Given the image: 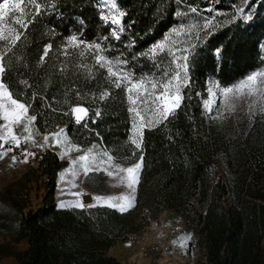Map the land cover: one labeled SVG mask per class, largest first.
<instances>
[{
  "label": "trees",
  "instance_id": "obj_1",
  "mask_svg": "<svg viewBox=\"0 0 264 264\" xmlns=\"http://www.w3.org/2000/svg\"><path fill=\"white\" fill-rule=\"evenodd\" d=\"M37 2L43 11L35 15L30 9L27 30L12 24L11 15L6 21L5 34L15 27L21 37L4 54L3 82L14 98L31 105L28 113L36 117L39 132L64 126L77 145L99 144L124 164L138 162L141 154L144 160L136 203L121 212L100 203L60 207L54 195L58 173L67 162L44 152L37 167L0 190V260L12 256L17 264H124L109 250L169 210L196 223L201 264H264V113L227 117L209 112L205 102L211 82L232 87L264 69V2L116 0L119 11L126 13L119 41L112 38V25L101 18L98 0ZM192 8L198 11L190 13ZM241 8L251 16L247 23L236 16ZM186 12L188 16L181 15ZM205 19L212 22L210 29L203 28ZM194 21L200 25L199 39L194 33L191 38L177 36L179 47L189 49L183 53L188 80L181 104L163 123L143 130L137 149L130 142L125 88L114 87L90 54L81 58L79 49L68 45L66 56V42L73 35L84 43L108 37L103 45L111 50L105 55L128 60L135 77L161 79L167 78L165 70L169 75L174 70L171 53L143 54L172 29ZM6 46L0 40V51ZM84 65L91 66L93 76ZM77 105L88 109L80 123L71 112ZM38 172L45 176L44 203L25 211ZM84 180L93 191L108 190L103 171L90 172ZM24 239L27 249L19 247Z\"/></svg>",
  "mask_w": 264,
  "mask_h": 264
},
{
  "label": "snow or ice",
  "instance_id": "obj_2",
  "mask_svg": "<svg viewBox=\"0 0 264 264\" xmlns=\"http://www.w3.org/2000/svg\"><path fill=\"white\" fill-rule=\"evenodd\" d=\"M99 3L109 5L111 12L102 13L101 18L106 23L111 24V35L112 38L119 41L121 35L125 29L123 27V17L126 15L125 12L119 11L116 0H98ZM264 2V0H262ZM251 0H248V4ZM247 6V5H246ZM35 9V15H39L43 9L40 7V3L37 0H3L0 3V40L6 41L7 46L0 51V77L5 73L4 65V54L12 50V47L17 43L21 37L15 27L8 28V34H5V24L7 19L12 16V24L19 25L23 29L27 30L28 25L32 22L26 18L32 15L30 9ZM196 8L190 9V13H196ZM181 15L188 16L189 13H181ZM237 17H240L247 23L250 19V15L245 14V9L241 8L237 13ZM212 22L205 19L203 25L204 29H210ZM200 25L198 21H194L192 24H181L179 28L171 30L169 35H166L162 41L152 46L148 53L143 55L155 56L157 54L171 53L172 63L174 64V70L169 75L168 71H164V76L167 79L158 80L154 76L143 74L139 77H135L134 72L128 67V60H121L120 57L109 58L104 53L110 51V46L105 47L103 41H106L108 37L102 38V42L84 43L78 40L77 36L73 35L66 42V46L63 51L64 54L68 55V45L73 48H78V55L81 58L91 55L94 64L99 65L100 68L106 69L107 79L116 88L124 87L127 93V101L129 103L128 111L131 114L132 128L130 142L135 145L137 149L142 146V133L145 127H152L163 123L167 118L173 115L176 109L179 107L182 95L181 89L184 87V79L187 75V59L186 55L189 51L188 48H181L177 46L175 41L171 40L172 35H183L188 38L195 34V37L199 39ZM52 45L49 44L44 49V56H47ZM175 49V51H173ZM219 53V50H217ZM179 54V55H178ZM44 57H41L43 62ZM135 59V57H134ZM86 72L89 76H93L91 66L84 65ZM115 69V70H114ZM113 77L115 79H113ZM26 83V82H24ZM219 87V85H216ZM247 88L248 93L264 94V70L254 71L249 74L244 80L240 81L239 84L233 87H224L220 92V99H225L230 93L242 94L243 90ZM211 95H216L211 92ZM79 95V93H77ZM108 93H102L101 99H105ZM31 107L30 104L22 102L20 99L14 98L13 93L10 91L9 86L0 79V119L4 121L0 128L6 129L5 135H0V141L7 143L11 141L10 147L7 151H12L14 148H18L20 144L31 141L35 144L33 124L36 120L35 116H28V110ZM209 111L211 109L209 108ZM264 111V108H261ZM71 112L75 117L76 123H80L85 120L88 116V109L77 105L71 108ZM96 116L100 115L99 110H96ZM23 125V131L28 133L27 136L23 137V140L13 134V126ZM86 126V125H85ZM66 130L60 129L58 132H54L50 135L44 136V144L37 145L38 147H45L49 140H53L54 143L59 144L62 148L65 147L66 143H69L66 138ZM93 148H89L84 151V154L78 156L76 159L70 160V165L75 168L78 166L82 169L85 176L90 172L104 171L107 175H112L111 172L107 171L108 167H115L118 172H123L126 176L121 177L122 180H126V186L130 190L128 194L120 196H108L106 198L96 197L95 199H106L110 203L107 206L117 208L121 212L128 210L134 206L135 201V187L139 182V172L143 166V154L140 155L138 162L132 164L129 167H121L118 164H114V157L110 153L105 151H94ZM0 148H3V143H0ZM73 148L79 150L75 145L67 148L66 151H71ZM5 152H0V156L5 155ZM63 154V153H62ZM29 155H35L29 153L27 150L24 151V162H27ZM15 163L16 157H12ZM75 175V172H73ZM83 195V194H78ZM67 202L62 201L60 207H65ZM75 207H84L83 203L77 202Z\"/></svg>",
  "mask_w": 264,
  "mask_h": 264
},
{
  "label": "rangeland",
  "instance_id": "obj_3",
  "mask_svg": "<svg viewBox=\"0 0 264 264\" xmlns=\"http://www.w3.org/2000/svg\"><path fill=\"white\" fill-rule=\"evenodd\" d=\"M2 2L3 1H0V3ZM99 5L103 13L112 11L109 5H104L101 3H99ZM171 40L175 41L177 46H180V44H182L181 41H178L177 35H172ZM173 51H175V49H173ZM0 79L2 78L0 77ZM155 79L164 80L167 78ZM187 80L188 75H186L184 79V85L186 84ZM237 84H239V82L232 85V87ZM216 85H218L217 82H211V92L215 93L216 95L209 94V97L205 101L208 110L209 108L211 109V111L209 112H215L219 115L223 114L227 117H239L248 113H264V111H261V108H264V94L253 93L250 95L247 88H245L242 94L230 93L227 98L220 99L219 97L222 87H216ZM182 90L183 87L181 89V93ZM27 114L28 116H33L29 113ZM3 124L4 121L0 119V125ZM33 128L35 129L33 134L35 144L31 141L27 143L22 142L18 148H14L12 151H7V149L11 145L10 138L7 143L0 141V143H3V148H0V152L6 153L5 155L0 156V190L4 189L10 182L16 180L32 166L37 167L40 159L43 156V153L51 151L57 154L61 161L67 162L62 170L59 171L57 177V187L55 190L54 199L59 206L62 201L67 202L66 206H73L77 202L83 203L85 207L96 205V203L108 205L110 203L108 200H97L95 198L120 196L129 193L130 190L126 186V180L121 179V177L126 176V174L123 172H118L115 167L107 168V171L111 172L112 175H107L103 171L107 175V183H109V187L107 192L100 193L97 191H93L90 186L86 184L84 180L85 175L82 169H80L78 166L73 168L70 165V160L76 159L78 156L84 154V151H86L87 149L93 148L94 145L96 146L94 151H105V149L101 145H77L71 140V138L68 137L66 133L65 135L69 143H66L64 148H62L59 144L54 143L53 140H49L45 147L41 148L37 145L45 143L44 136L50 135L54 132H58L60 129H64V126L59 127L54 132L47 131L45 133L39 132L36 129L35 123L33 124ZM6 131V129L0 128V135H5ZM13 134L19 136L22 140L23 137L28 135V133H25L23 131V125L13 126ZM72 145L77 146L79 150L73 148L71 151H66V149L71 147ZM25 150H27L29 153L35 154L34 156L29 155L27 158V162H24ZM13 156L16 157L15 163L12 160ZM113 163L118 164L121 167H129L134 164H124L117 159H114ZM73 172H75V175H73ZM44 179L45 176H40L39 172L33 177V180L30 183L32 189L26 197L28 198V207L25 208V211L29 210L30 208L34 209L44 203L43 197L46 191L42 183ZM138 184L135 187L134 195H136ZM191 200L199 207L196 198H192ZM135 203L136 198L134 201V205ZM176 224L181 226V231L178 233L170 234V231L173 229L172 227H174V225ZM197 238L198 227L196 226L195 222H192L191 220H189V218L182 216L178 212L166 210L161 212V214H159L157 218H151L150 222L147 225L143 226L142 230L138 233L130 234L128 236V239L126 240H119L113 247V250H111V253L119 254L120 252H122L123 257L121 259L126 262L124 264H201L200 258L202 257V255L195 243ZM19 247L27 249L28 240H22L19 243ZM144 258H147L148 262L143 261L142 259ZM14 263L15 259L10 256L4 257V259L0 260V264Z\"/></svg>",
  "mask_w": 264,
  "mask_h": 264
},
{
  "label": "crops",
  "instance_id": "obj_4",
  "mask_svg": "<svg viewBox=\"0 0 264 264\" xmlns=\"http://www.w3.org/2000/svg\"><path fill=\"white\" fill-rule=\"evenodd\" d=\"M166 211V210H165ZM135 234V233H134ZM114 246H115V244H114ZM113 246V247H114ZM113 247L109 250V254L111 255V256H115V257H117L120 261H122L123 263H126L124 260H122L121 258L123 257L122 255V252H120L119 254H116V253H111V250H113ZM10 257H12V256H10ZM12 258H14V257H12ZM15 259V258H14ZM143 261H145V262H148V260H147V258H144V259H142ZM14 264H17V260L15 259V263Z\"/></svg>",
  "mask_w": 264,
  "mask_h": 264
},
{
  "label": "built area",
  "instance_id": "obj_5",
  "mask_svg": "<svg viewBox=\"0 0 264 264\" xmlns=\"http://www.w3.org/2000/svg\"><path fill=\"white\" fill-rule=\"evenodd\" d=\"M147 210V209H146ZM173 229L170 231V234H174V233H178V232H180L181 231V226L180 225H178V224H176V225H174V227H172Z\"/></svg>",
  "mask_w": 264,
  "mask_h": 264
}]
</instances>
